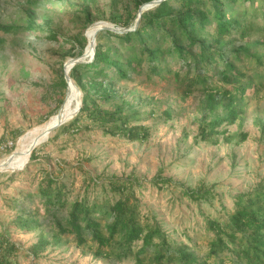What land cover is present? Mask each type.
Here are the masks:
<instances>
[{
    "label": "rangeland",
    "instance_id": "obj_1",
    "mask_svg": "<svg viewBox=\"0 0 264 264\" xmlns=\"http://www.w3.org/2000/svg\"><path fill=\"white\" fill-rule=\"evenodd\" d=\"M66 2L0 0L1 22L24 24L33 19L58 33V38L52 40L46 37V31H0V144L12 142L11 147L0 148V162L31 144L32 137L42 132L71 99L65 120L33 147L36 158L30 159V153L22 167L8 165L0 169V238L17 246L13 264H137L133 258H98L86 247L64 242L50 244L33 256L30 247L41 232L51 230L48 215L37 196L39 181L46 173L65 183L69 201L84 194L90 199L109 196L102 183L110 176L137 178L140 183L134 186V193L141 214L159 221L171 239L187 244L202 260L212 239L204 214L224 218L226 211L222 205L230 212L235 195L250 193L264 181V135L257 121L264 118V86L251 89L242 99L237 98L243 113L235 123L222 125L227 132L216 135V143L196 140L203 94L196 91L184 95L182 83L175 79L149 81L135 77L116 84L117 100L131 99L140 107V114L133 122L147 126L149 135L144 140L104 133L87 119L80 124L88 123V129L78 132L63 129L74 116L81 96L78 87L74 86L70 95V86L63 89L58 85L65 65L68 64L69 70L72 60L92 58L90 43L95 44L97 31L124 29L120 22L111 20L112 13L118 16L130 9L136 14V25L138 8L144 10L153 5L143 2L134 9L133 0ZM85 2L95 21L84 29L88 40L84 52L73 57L68 53L71 43L63 39L75 37L82 30L83 17L78 7ZM254 19L257 24L264 23L258 13ZM261 35L262 31L255 27L251 39H260ZM257 50L264 53L262 48ZM102 106L108 108L111 102ZM164 110L170 114H163ZM218 111L223 110L220 107ZM241 132H246L244 140H240ZM158 170L172 181L161 186L154 184L152 179ZM91 177L95 181L91 182ZM185 187L209 188L214 196L196 201L183 193ZM33 210H39L38 226L27 229L16 223V217Z\"/></svg>",
    "mask_w": 264,
    "mask_h": 264
},
{
    "label": "trees",
    "instance_id": "obj_2",
    "mask_svg": "<svg viewBox=\"0 0 264 264\" xmlns=\"http://www.w3.org/2000/svg\"><path fill=\"white\" fill-rule=\"evenodd\" d=\"M54 1L68 4L66 0ZM149 1L133 0V8ZM78 10L83 17L82 30L75 37L63 39L71 43L68 53L73 57L84 52L88 44L84 29L95 21L87 2ZM257 13L264 18V0H160L142 10L136 25V14L130 9L118 16L112 13L111 20L120 22L124 29L97 31L92 58L74 63L68 71L81 96L78 111L63 129H88V123L80 124L87 119L104 133L144 140L149 135L147 126L133 122L140 107L131 99L117 100L116 84L135 77L149 81L175 79L182 83L184 95L196 91L203 94L196 140L216 143L215 136L227 132L222 125L235 123L242 115L238 99L264 86V53L257 52L264 49V23H256ZM255 27L262 31L256 40L251 39ZM21 30L46 31L47 38H58L55 30L33 19L24 24L0 21L1 32ZM58 85L67 87L63 74ZM106 102L111 106L103 107ZM220 107L222 112L218 111ZM163 114L170 113L164 110ZM257 121L264 135V118ZM246 136L241 132L240 140ZM34 158L33 149L30 159ZM152 180L161 186L172 178L158 170ZM90 181L95 179L91 177ZM139 183L135 177L110 176L102 183L109 196L90 199L84 194L69 201L65 183L46 173L39 181L37 196L51 230L39 234L30 247L31 254L38 256L48 245L64 242L86 247L98 258H133L137 264H264V181L250 193L235 195L230 212L222 205L224 218L203 213L212 239L202 260L187 244L171 239L159 221L141 214L134 193ZM183 193L196 201L214 196L209 188L185 187ZM38 215L39 210H33L16 217V223L34 228L39 225ZM16 251L13 241L0 238V264H13Z\"/></svg>",
    "mask_w": 264,
    "mask_h": 264
},
{
    "label": "bare ground",
    "instance_id": "obj_3",
    "mask_svg": "<svg viewBox=\"0 0 264 264\" xmlns=\"http://www.w3.org/2000/svg\"><path fill=\"white\" fill-rule=\"evenodd\" d=\"M70 95L72 94L73 95V91H74V85L73 83H70ZM70 98V96H69ZM71 99H68V103ZM67 103V105H68ZM67 105L63 107V109H61L60 111V114L59 115H55L53 116L48 122H47V125L46 127H49L50 125H53L55 123H57L59 120H61L65 115H66V110H67ZM46 127H44V129H46ZM43 129V130H44ZM41 133V132H40ZM40 133H37L35 134L32 139H31V142L33 140L36 139L37 135H39ZM42 137V136H41ZM39 137V138H41ZM39 141V140H38ZM37 141V142H38ZM30 142V143H31ZM29 146L30 144H28L27 146L24 145L21 149H19L18 151H16L17 153L14 154V157H13V160L8 164L12 167H22L26 162H27V159L29 157ZM3 161L0 162V169L2 168H6L7 166H4L2 164Z\"/></svg>",
    "mask_w": 264,
    "mask_h": 264
},
{
    "label": "water",
    "instance_id": "obj_4",
    "mask_svg": "<svg viewBox=\"0 0 264 264\" xmlns=\"http://www.w3.org/2000/svg\"><path fill=\"white\" fill-rule=\"evenodd\" d=\"M160 0H151V1H149L148 3H153V4H155V3H157V2H159ZM142 8L141 7H139L138 8V18H139V16H140V14H141V12H142ZM90 47H91V49L94 51V44L93 43H90ZM79 60L78 59H75V60H72L70 63V65L72 66L74 63H76V62H78ZM67 65L68 64H66L65 65V67H64V77H65V80H66V83H67V87H69L70 86V83H73V85L77 88V86L74 84V82L71 80V78H70V76L68 75V71L69 70H67ZM69 67V66H68ZM79 106H80V103H79V105H78V107H77V110H76V112L78 111V108H79ZM75 112V113H76ZM75 115V114H74ZM65 120V116L61 119V120H59L57 123H55V124H53V125H50L49 127H46V129H44L39 135H37V137H36V139L35 140H33L32 142H31V144H30V146H29V154L31 153V151H32V149H33V147L35 146V144L37 143V141L40 139L39 137H41V136H44V135H46L47 133H49L51 130H53L57 125H59V124H61L63 121ZM15 153H17L16 151L15 152H13V153H11L3 162H2V164L4 165V166H8V164L13 160V157H14V154Z\"/></svg>",
    "mask_w": 264,
    "mask_h": 264
},
{
    "label": "built area",
    "instance_id": "obj_5",
    "mask_svg": "<svg viewBox=\"0 0 264 264\" xmlns=\"http://www.w3.org/2000/svg\"><path fill=\"white\" fill-rule=\"evenodd\" d=\"M11 145H12V142L10 141V142H6V143H4V144H0V148L1 149H6V147H11Z\"/></svg>",
    "mask_w": 264,
    "mask_h": 264
}]
</instances>
